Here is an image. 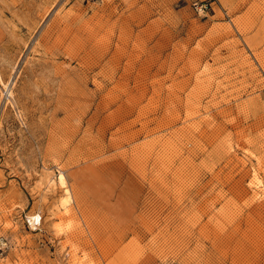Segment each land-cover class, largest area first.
<instances>
[{"label": "rangeland", "instance_id": "374dc122", "mask_svg": "<svg viewBox=\"0 0 264 264\" xmlns=\"http://www.w3.org/2000/svg\"><path fill=\"white\" fill-rule=\"evenodd\" d=\"M0 264H264V0H0Z\"/></svg>", "mask_w": 264, "mask_h": 264}, {"label": "bare ground", "instance_id": "6f19581e", "mask_svg": "<svg viewBox=\"0 0 264 264\" xmlns=\"http://www.w3.org/2000/svg\"><path fill=\"white\" fill-rule=\"evenodd\" d=\"M59 184V186L65 188L66 186V181H65V178L62 176V174H59L58 178H57V182ZM65 192H67V189L65 188ZM64 192V193H65ZM68 196V195H67ZM65 198H68V197H65ZM68 200V199H67ZM38 224V223H37ZM36 223H34V226L37 225ZM75 255V254H74Z\"/></svg>", "mask_w": 264, "mask_h": 264}]
</instances>
